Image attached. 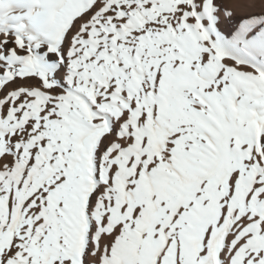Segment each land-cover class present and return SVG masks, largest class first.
I'll return each instance as SVG.
<instances>
[{"label":"snow or ice","instance_id":"snow-or-ice-1","mask_svg":"<svg viewBox=\"0 0 264 264\" xmlns=\"http://www.w3.org/2000/svg\"><path fill=\"white\" fill-rule=\"evenodd\" d=\"M0 264H264V0H0Z\"/></svg>","mask_w":264,"mask_h":264}]
</instances>
